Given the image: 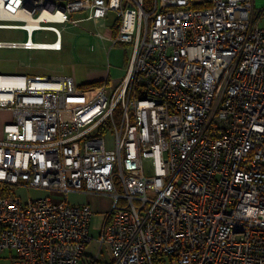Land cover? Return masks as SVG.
I'll use <instances>...</instances> for the list:
<instances>
[{
	"label": "built area",
	"instance_id": "1",
	"mask_svg": "<svg viewBox=\"0 0 264 264\" xmlns=\"http://www.w3.org/2000/svg\"><path fill=\"white\" fill-rule=\"evenodd\" d=\"M144 6L0 0V30L28 36L0 47L60 51L70 29L130 47L116 83L0 76L12 81L0 87L12 115L0 139V252L14 251L12 264H80L94 213L70 194L111 198L97 241L109 264H264V6ZM30 190L47 195L24 201Z\"/></svg>",
	"mask_w": 264,
	"mask_h": 264
},
{
	"label": "rangeland",
	"instance_id": "2",
	"mask_svg": "<svg viewBox=\"0 0 264 264\" xmlns=\"http://www.w3.org/2000/svg\"><path fill=\"white\" fill-rule=\"evenodd\" d=\"M264 6V0H256V8L260 9ZM84 28L89 30L104 31V28L96 29L90 22L82 24ZM261 27H264V19L261 21ZM83 30H67L63 31L62 52L53 51H32L23 50L9 51L0 49V73L1 74H25L32 77L39 75L46 78L72 76L75 85H80L93 81H105L108 72L110 83L120 80L127 67L130 55V47L124 43L116 44L108 52L104 49L105 43L92 35L84 34ZM78 33V34H77ZM28 39L24 31L16 30H0V42H24ZM55 40L54 35L49 32L37 33L33 32L32 41L38 43H51ZM99 40V41H98ZM106 46H109L107 44ZM105 74H104V73ZM117 81V82H118ZM116 83V82H115ZM79 104V97L75 94H69L66 97V109L72 111ZM11 113H0V124L5 120H10ZM10 117V118H9ZM63 118L70 119L69 113L62 114ZM7 120V121H6ZM4 123V122H3ZM0 139H2V124L0 125ZM110 135V134H109ZM145 172L151 174L152 162L149 160L145 163ZM20 196L26 201L28 198H42L47 195L46 192L30 190L29 192L21 191ZM105 196H96L92 202L93 217L91 221L90 237L91 241L85 250V256L80 264H109L111 254L108 246L104 245L100 252L98 251V239L100 230L103 226L106 212L111 206V198ZM79 196L70 194L69 202L74 203ZM107 209V210H106ZM106 210V211H105ZM7 251L0 253L1 264H8L6 256ZM11 253V252H10ZM14 255V252H12Z\"/></svg>",
	"mask_w": 264,
	"mask_h": 264
},
{
	"label": "crops",
	"instance_id": "3",
	"mask_svg": "<svg viewBox=\"0 0 264 264\" xmlns=\"http://www.w3.org/2000/svg\"><path fill=\"white\" fill-rule=\"evenodd\" d=\"M111 18V17H110ZM80 31V30H79ZM82 33H86L85 31H81ZM37 33H39V32H37ZM78 34V33H77ZM87 34V33H86ZM28 37V36H27ZM99 40H100V42L102 41V43H105L106 45L107 44H109L106 40H103V39H100V38H98ZM98 40V41H99ZM0 43H3V42H0ZM104 46V49L106 50V52H107V49H108V52L111 50V49H109V48H111V45L109 44V46ZM63 48H64V44H63V37H62V49L60 50V51H53V52H62L63 51ZM113 48V47H112ZM0 49H5V50H9V51H16V50H23V51H26V52H32V51H49V50H28V49H24V48H11V47H0ZM108 52H107V60H108ZM1 53V52H0ZM0 59H2V58H0ZM104 73V72H103ZM105 74V73H104ZM0 76H24V77H32L31 75H25V74H1L0 73ZM108 76V72H107V74H106V77ZM35 77V76H34ZM36 77H43V76H39V75H36ZM65 77H72V76H65ZM73 78V77H72ZM74 79V78H73ZM108 79H109V76H108ZM94 80V79H93ZM92 79H90V81L89 82H86V83H83V84H91V83H97V82H102V81H97V80H95V81H93ZM118 80H116V81H114V82H112V83H115V82H117ZM75 82V81H74ZM83 84H80V85H78V87H80L81 85H83ZM9 112L10 111H8V110H0V113H7L8 115H9ZM11 115V114H10ZM10 118V117H9ZM11 120H12V116H11V118H10V120H6L7 122H5V120L4 121H2V126L4 125V124H6V123H8V122H11ZM4 122V123H3ZM0 124V125H1ZM1 128V127H0ZM73 196H79V197H81V199L82 200H80V199H78L77 201H74V203H72V204H74V205H82V204H88L90 207H91V209H92V202H93V199L96 197V195H93V194H72ZM104 198H108V197H104ZM93 210V209H92ZM107 210V209H106ZM105 210V211H106ZM94 212V211H93ZM7 252H9L8 253V256H6V259H8V261H7V263L8 264H12V260H13V258L15 257V252L14 251H8V250H6ZM11 252V253H10ZM12 252H14V255L12 254ZM0 253H5V251H2V252H0ZM0 264H1V262H0Z\"/></svg>",
	"mask_w": 264,
	"mask_h": 264
},
{
	"label": "trees",
	"instance_id": "4",
	"mask_svg": "<svg viewBox=\"0 0 264 264\" xmlns=\"http://www.w3.org/2000/svg\"><path fill=\"white\" fill-rule=\"evenodd\" d=\"M144 7L146 9H148L151 5V0H144ZM102 82H97V83H91V84H83L80 86L81 89H85V88H90V87H96V86H99L101 85Z\"/></svg>",
	"mask_w": 264,
	"mask_h": 264
},
{
	"label": "bare ground",
	"instance_id": "5",
	"mask_svg": "<svg viewBox=\"0 0 264 264\" xmlns=\"http://www.w3.org/2000/svg\"><path fill=\"white\" fill-rule=\"evenodd\" d=\"M11 84H12V81L10 79L0 77V87L9 86Z\"/></svg>",
	"mask_w": 264,
	"mask_h": 264
}]
</instances>
